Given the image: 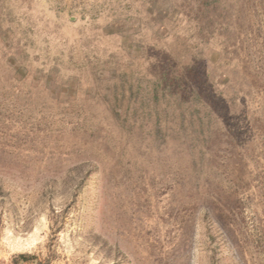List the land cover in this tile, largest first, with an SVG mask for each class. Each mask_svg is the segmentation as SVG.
<instances>
[{
    "label": "rangeland",
    "instance_id": "374dc122",
    "mask_svg": "<svg viewBox=\"0 0 264 264\" xmlns=\"http://www.w3.org/2000/svg\"><path fill=\"white\" fill-rule=\"evenodd\" d=\"M264 264V0H0V264Z\"/></svg>",
    "mask_w": 264,
    "mask_h": 264
},
{
    "label": "trees",
    "instance_id": "16d2710c",
    "mask_svg": "<svg viewBox=\"0 0 264 264\" xmlns=\"http://www.w3.org/2000/svg\"><path fill=\"white\" fill-rule=\"evenodd\" d=\"M15 263H32V264H46L45 262L37 259L34 255L29 254H19L14 259Z\"/></svg>",
    "mask_w": 264,
    "mask_h": 264
}]
</instances>
